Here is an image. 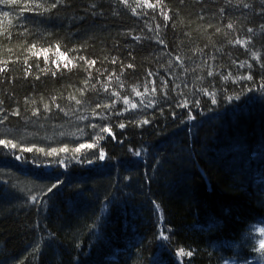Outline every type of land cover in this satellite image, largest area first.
<instances>
[{
	"label": "trees",
	"instance_id": "1",
	"mask_svg": "<svg viewBox=\"0 0 264 264\" xmlns=\"http://www.w3.org/2000/svg\"><path fill=\"white\" fill-rule=\"evenodd\" d=\"M28 2L0 4V264H264V0Z\"/></svg>",
	"mask_w": 264,
	"mask_h": 264
},
{
	"label": "snow or ice",
	"instance_id": "2",
	"mask_svg": "<svg viewBox=\"0 0 264 264\" xmlns=\"http://www.w3.org/2000/svg\"><path fill=\"white\" fill-rule=\"evenodd\" d=\"M61 2V0H54V2L52 3V5H51V7L52 8H55L56 7V5H57V3H60ZM123 2L124 3H127V0H123ZM160 2H161V0H157V5H152V4H148L147 3V0H144V3L147 5V6H149V7H156V6H158L159 4H160ZM15 3H17V0H0V4H15ZM33 4H35V0H29V2L28 3H26V4H24V6H23V11H32L33 10V7H32V5ZM40 7V5L39 4H35V8H39ZM137 7H140V4L138 3L137 4ZM5 17H7V13H4L3 14ZM165 18L167 19L168 18V16H167V13H165ZM228 27H232V25H229ZM249 31H251V29H249ZM237 43H243L242 41H237ZM35 46H32V48H34ZM32 49H29V51H31ZM48 50L47 49H45L44 50V52H47ZM57 51H59V49H57ZM34 54H39V53H34ZM255 55V54H254ZM62 59H66V57H64L63 55H62ZM69 63H71V61H69ZM90 63H95V61H91ZM65 67H67V64L65 65ZM129 67H132V65H129ZM4 69H0V71H3ZM210 75H211V73H210ZM248 79H251V77H247ZM134 91H135V89H134ZM153 91H155V89H153ZM136 94L137 95H141V93H139V92H136ZM79 102V101H78ZM124 103L125 104H127V103H129L128 102V100L127 99H125V101H124ZM184 106H187L186 104L184 105ZM47 107V106H46ZM131 107L132 108H135L136 107V105L135 104H132L131 105ZM143 123H148V121L147 120H145V121H143ZM120 127L121 128H124L125 127V125L124 124H121L120 125ZM101 131H110V129H107V128H101ZM3 143H5L4 141H2V140H0V144H3ZM12 147H15V145H12ZM85 147H87V148H93L94 147V145L93 144H87V145H80L79 147H77V148H75L74 149V151L75 152H80V150H81V148H85ZM69 149L67 148V147H65V148H62V149H60V151L61 152H67ZM27 151H31V149H27ZM40 151H43V149H40ZM49 155H54V154H56V149H53L50 153H48ZM100 158L101 159H103L104 157H103V153H101V155H100ZM18 159H19V157H18ZM53 188H55L56 187V185L54 184L53 186H52ZM49 191H51V189H49ZM33 199L35 200L36 198L35 197H33ZM260 233H261V235H264V229H260ZM164 238H166V237H164ZM257 251H260L262 254H264V240H261L260 241V244H259V248L257 249ZM188 255V256H191L192 255V252H188V253H185L183 250H181V252H180V255L181 256H183V255Z\"/></svg>",
	"mask_w": 264,
	"mask_h": 264
},
{
	"label": "rangeland",
	"instance_id": "3",
	"mask_svg": "<svg viewBox=\"0 0 264 264\" xmlns=\"http://www.w3.org/2000/svg\"><path fill=\"white\" fill-rule=\"evenodd\" d=\"M261 240H264V236L262 237V239Z\"/></svg>",
	"mask_w": 264,
	"mask_h": 264
}]
</instances>
